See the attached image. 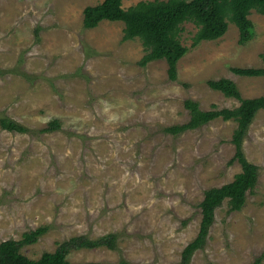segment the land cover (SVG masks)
<instances>
[{
    "label": "rangeland",
    "instance_id": "374dc122",
    "mask_svg": "<svg viewBox=\"0 0 264 264\" xmlns=\"http://www.w3.org/2000/svg\"><path fill=\"white\" fill-rule=\"evenodd\" d=\"M103 0H0V242L48 229L22 247L37 259L72 236L116 233L117 249L72 250L73 262L182 264L202 219L205 190L241 171L233 160L238 122L214 117L178 135L166 127L190 121L186 99L202 110L234 108L240 100L208 81L228 77L243 97L264 95V14L252 10L254 37L240 43L229 22L218 39L193 46L197 27L184 24L187 47L171 80L168 64L147 65L140 38L123 39V23L83 25V11ZM140 0H124L125 8ZM53 119L61 127L41 131ZM246 158L259 166L240 210L215 211L206 246L190 264H264V110L243 137ZM233 160V162H231Z\"/></svg>",
    "mask_w": 264,
    "mask_h": 264
},
{
    "label": "trees",
    "instance_id": "16d2710c",
    "mask_svg": "<svg viewBox=\"0 0 264 264\" xmlns=\"http://www.w3.org/2000/svg\"><path fill=\"white\" fill-rule=\"evenodd\" d=\"M123 1L103 0L98 4L86 6L83 11L84 27L94 28L104 20L122 22L123 39L140 38L143 43L145 53L140 64L147 65L151 61L164 59L169 66L168 74L171 80L177 79L178 63L188 50L181 41L185 23L192 22L197 27L193 46H197L202 40L221 38L228 30L230 21L239 27V42L245 43L254 37V23L250 18L252 10L264 14V0H140L127 8L123 6ZM261 55L264 60V52ZM233 70L245 76H264V66L235 67ZM208 83L227 96L238 98L240 104L234 108L206 111L200 108L199 102L186 99L184 106L189 110L190 121L183 125L166 127L165 131L178 135L186 130L197 129L217 116H223L224 119L234 118L238 124L232 138L236 147L233 160L241 164V171L222 186L205 190L199 205L202 214L199 232L183 251L182 264H190L194 253L205 248L216 209L226 199L229 211L240 210L246 202L247 190L253 189L260 174L259 166L246 158L242 141L257 112L264 110V95L243 97L235 81L228 77L210 79ZM0 123L8 130L31 131L10 117H2ZM60 127L61 121L53 119L41 131L52 132ZM47 229V226H41L25 232L18 240L10 238L0 242V264H99L92 261L73 262L68 255L72 250L83 248H118L116 233L98 237L79 234L64 240L54 251L44 252L37 259L25 255L22 247L36 242ZM260 261L261 259H258L255 264H261Z\"/></svg>",
    "mask_w": 264,
    "mask_h": 264
}]
</instances>
